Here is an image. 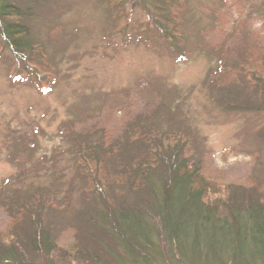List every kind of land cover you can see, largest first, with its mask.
<instances>
[{
    "label": "rangeland",
    "instance_id": "1",
    "mask_svg": "<svg viewBox=\"0 0 264 264\" xmlns=\"http://www.w3.org/2000/svg\"><path fill=\"white\" fill-rule=\"evenodd\" d=\"M163 1L50 0L33 31L55 54L38 73L51 89L35 77L13 82L16 66L0 62V233L37 221L57 243L56 264H94L72 260L78 243L93 248L81 233L84 140L121 141L139 114L150 117L142 125L185 137L186 154L220 186L212 200L229 188L264 193V108L224 110L212 89L231 83L244 58L264 78V0ZM161 27H175V43ZM98 161L87 175L111 164Z\"/></svg>",
    "mask_w": 264,
    "mask_h": 264
},
{
    "label": "trees",
    "instance_id": "2",
    "mask_svg": "<svg viewBox=\"0 0 264 264\" xmlns=\"http://www.w3.org/2000/svg\"><path fill=\"white\" fill-rule=\"evenodd\" d=\"M48 3L0 0V62L8 61V69L16 66L13 82L35 77L43 90L51 87L42 86L43 76L38 75L55 54L49 52V40L35 34L33 27L39 26L34 21ZM174 28L161 27L160 36L175 43ZM250 66L247 58L237 61L231 83L220 80L212 85L221 93L216 102L224 110L264 108V78ZM139 115L127 124L121 141L106 144L104 139L86 138V147L80 148L79 155L85 153L82 184L90 189L83 202L81 221L86 228L81 233L93 248L78 243L76 257L70 258L94 264H264V193L229 188L223 190V200H212L220 186L206 176L194 153L186 154L185 137L150 127V117L147 122L148 116ZM144 118L147 123L142 125ZM118 152L121 162L115 160ZM92 158L97 164L98 158L111 164L92 177L87 175ZM13 218L20 221L18 213ZM14 225L0 233V264H56L51 259L57 243L48 230L40 235L37 221L29 227ZM40 254L45 263L39 262Z\"/></svg>",
    "mask_w": 264,
    "mask_h": 264
}]
</instances>
